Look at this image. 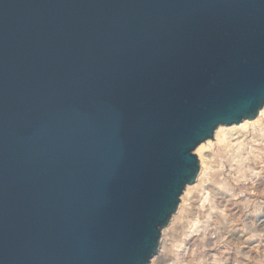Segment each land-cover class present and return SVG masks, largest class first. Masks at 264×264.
<instances>
[{
  "label": "water",
  "instance_id": "95a60500",
  "mask_svg": "<svg viewBox=\"0 0 264 264\" xmlns=\"http://www.w3.org/2000/svg\"><path fill=\"white\" fill-rule=\"evenodd\" d=\"M263 106L264 0H0V264H148Z\"/></svg>",
  "mask_w": 264,
  "mask_h": 264
},
{
  "label": "rangeland",
  "instance_id": "374dc122",
  "mask_svg": "<svg viewBox=\"0 0 264 264\" xmlns=\"http://www.w3.org/2000/svg\"><path fill=\"white\" fill-rule=\"evenodd\" d=\"M231 126L221 141L208 139L206 170L181 195L148 264H264V115Z\"/></svg>",
  "mask_w": 264,
  "mask_h": 264
},
{
  "label": "bare ground",
  "instance_id": "6f19581e",
  "mask_svg": "<svg viewBox=\"0 0 264 264\" xmlns=\"http://www.w3.org/2000/svg\"><path fill=\"white\" fill-rule=\"evenodd\" d=\"M263 115H264V106H263V108L260 110L259 118H258V119H256L255 121H252V122H251V120H249V119H245L244 121H242V123H240V126H247V125L250 124V123H255V122L261 120V117H263ZM233 125H234V124H233ZM236 125H239V124H235V126H236ZM229 126H231V125H220V126L217 128V130L215 131L214 138H216L217 141H221V140L223 139V137H225V135L227 134L226 129H227ZM235 126H231V127H235ZM212 139H213V138H212ZM210 143H211V140H206V141H204L203 143H201V144L197 147V149H196V151H197V153L199 154L200 159H201V169H200V173H201V174H203V173L205 172V170H206V167H205V165H204V162H205V159H204V152H205V149L207 148V146H208ZM200 173H199V174H200ZM157 252H158V250H157ZM157 252H156V253H157ZM156 253H155V254H156ZM155 254H154V255H155ZM154 255H153V256H154Z\"/></svg>",
  "mask_w": 264,
  "mask_h": 264
}]
</instances>
